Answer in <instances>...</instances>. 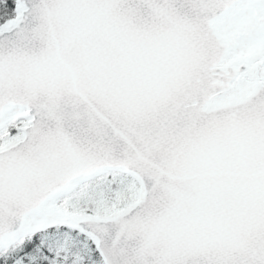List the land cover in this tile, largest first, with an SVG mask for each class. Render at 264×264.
<instances>
[{
	"label": "snow or ice",
	"instance_id": "1",
	"mask_svg": "<svg viewBox=\"0 0 264 264\" xmlns=\"http://www.w3.org/2000/svg\"><path fill=\"white\" fill-rule=\"evenodd\" d=\"M0 264H264V0H0Z\"/></svg>",
	"mask_w": 264,
	"mask_h": 264
}]
</instances>
